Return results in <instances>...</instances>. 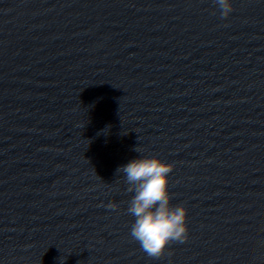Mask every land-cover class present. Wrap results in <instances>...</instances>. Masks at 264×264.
<instances>
[{"label":"water","instance_id":"obj_1","mask_svg":"<svg viewBox=\"0 0 264 264\" xmlns=\"http://www.w3.org/2000/svg\"><path fill=\"white\" fill-rule=\"evenodd\" d=\"M232 4L0 0V264H264V0ZM145 156L188 208L160 257L117 172Z\"/></svg>","mask_w":264,"mask_h":264},{"label":"clouds","instance_id":"obj_2","mask_svg":"<svg viewBox=\"0 0 264 264\" xmlns=\"http://www.w3.org/2000/svg\"><path fill=\"white\" fill-rule=\"evenodd\" d=\"M214 2L221 18H227L233 11L232 0ZM172 170L171 164L147 156L133 159L117 169L123 174L127 191L133 194L127 209L134 218L130 235L150 257L162 256L170 242L188 239V208L171 203L169 173Z\"/></svg>","mask_w":264,"mask_h":264}]
</instances>
